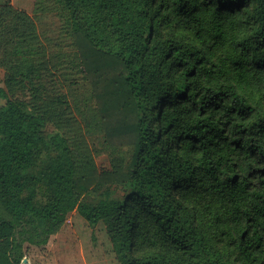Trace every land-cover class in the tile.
Masks as SVG:
<instances>
[{"label":"trees","instance_id":"trees-1","mask_svg":"<svg viewBox=\"0 0 264 264\" xmlns=\"http://www.w3.org/2000/svg\"><path fill=\"white\" fill-rule=\"evenodd\" d=\"M43 2L62 20L107 141L133 154L123 170L82 173L68 140L47 137L46 118L0 88V203L11 218L0 220V264H28L24 242H46L73 209L121 225V264H264V0ZM42 184L51 196L40 204ZM114 184L133 191L81 200Z\"/></svg>","mask_w":264,"mask_h":264},{"label":"rangeland","instance_id":"rangeland-1","mask_svg":"<svg viewBox=\"0 0 264 264\" xmlns=\"http://www.w3.org/2000/svg\"><path fill=\"white\" fill-rule=\"evenodd\" d=\"M46 5L43 0H0V88L26 111L46 118L43 131L47 137L59 133L68 140L80 172L123 170L133 148L115 147L107 141L91 84L80 70L62 20L56 12H47ZM25 13L34 23H29ZM146 23L140 19L143 39ZM16 27L26 37L15 40L20 33L14 31ZM6 102L0 97V106ZM132 191L130 185H102L90 189L81 200L89 205L123 201ZM50 196L49 187L42 184L36 201L46 203ZM1 219L11 218L0 203ZM120 241L121 225L108 220L91 224L73 209L46 242L25 241L24 250L28 264H121Z\"/></svg>","mask_w":264,"mask_h":264}]
</instances>
